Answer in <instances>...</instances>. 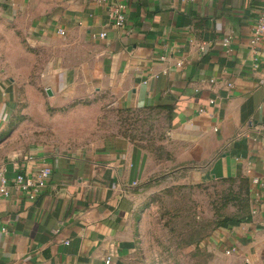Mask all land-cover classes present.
Returning <instances> with one entry per match:
<instances>
[{"label":"crops","instance_id":"1","mask_svg":"<svg viewBox=\"0 0 264 264\" xmlns=\"http://www.w3.org/2000/svg\"><path fill=\"white\" fill-rule=\"evenodd\" d=\"M112 2L124 6L122 27L108 15ZM263 4L0 0V172L52 168L35 199L0 198V264H141L151 181L180 175L191 184L244 181L246 217L207 242L223 264H264V36L255 60L250 45ZM38 87L52 103L156 113L159 148L127 135L85 149L17 143L11 119Z\"/></svg>","mask_w":264,"mask_h":264},{"label":"rangeland","instance_id":"2","mask_svg":"<svg viewBox=\"0 0 264 264\" xmlns=\"http://www.w3.org/2000/svg\"><path fill=\"white\" fill-rule=\"evenodd\" d=\"M38 88L33 104L25 95L20 98L11 119L8 136L17 143L85 149L115 135H127L152 152L159 148L163 129L156 113L107 107L96 111L91 103L78 99L52 103L46 91ZM151 185L155 191L139 219L141 264H223L224 258L207 239L226 218L247 215L250 198L244 181L191 184L180 175L156 178Z\"/></svg>","mask_w":264,"mask_h":264},{"label":"built area","instance_id":"3","mask_svg":"<svg viewBox=\"0 0 264 264\" xmlns=\"http://www.w3.org/2000/svg\"><path fill=\"white\" fill-rule=\"evenodd\" d=\"M100 3L106 0H95ZM109 17L112 20L114 26L122 27L126 20L124 13V6L121 3L112 2L109 4ZM60 34H64L63 29H58ZM106 32L99 33L100 37H104ZM264 36V4L262 5L258 16L256 18L255 25L252 30L250 38V45L254 53V60L258 55V44L261 42ZM229 41V37L223 40L226 44ZM181 63H179L180 65ZM214 80L211 79V82ZM228 86H232L231 83H227ZM213 103V100H210ZM52 168L48 163L41 164L38 169L31 173L17 171V173L10 179L0 172V198H10L14 195H24L28 199H35L38 193H40L45 187L51 177ZM66 243L68 241H65ZM233 249H227L225 252L229 254ZM106 263L110 262V258H106Z\"/></svg>","mask_w":264,"mask_h":264},{"label":"trees","instance_id":"4","mask_svg":"<svg viewBox=\"0 0 264 264\" xmlns=\"http://www.w3.org/2000/svg\"><path fill=\"white\" fill-rule=\"evenodd\" d=\"M126 111H129V110H126ZM246 216L242 217V218H226L224 221H222L221 223H219V225H228V224H234V223H237L241 220H243Z\"/></svg>","mask_w":264,"mask_h":264},{"label":"water","instance_id":"5","mask_svg":"<svg viewBox=\"0 0 264 264\" xmlns=\"http://www.w3.org/2000/svg\"><path fill=\"white\" fill-rule=\"evenodd\" d=\"M46 93H47L48 95H51V94H52L51 91H50L49 89L46 90Z\"/></svg>","mask_w":264,"mask_h":264}]
</instances>
